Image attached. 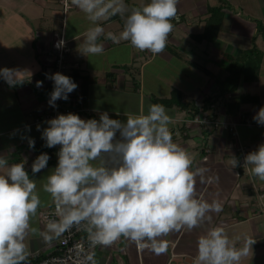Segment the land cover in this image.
I'll return each mask as SVG.
<instances>
[{
	"label": "crops",
	"instance_id": "0c3cea01",
	"mask_svg": "<svg viewBox=\"0 0 264 264\" xmlns=\"http://www.w3.org/2000/svg\"><path fill=\"white\" fill-rule=\"evenodd\" d=\"M70 1L71 8L67 12L72 10L73 15L68 17L65 25L64 11L62 27H65L73 48L70 59L78 60L81 64V69H78L80 76L77 78L80 82L82 77L89 78L86 94L81 91L80 94L92 110L91 113L77 115L85 120L99 119V113L107 111L111 118L126 121L129 114H147L149 105L161 104L157 99L170 97L175 88L181 90L183 101L190 106L183 108L176 104H162L172 119L168 127L173 141L191 155V170H203V182L201 176H196L197 198L209 204L215 201L222 209L218 213H208L211 220H206L191 231L182 229L163 237L169 242L164 254L156 255L121 237L110 246L99 245L92 264H199L196 259L198 238L216 226H223L238 248L243 246L245 238L255 241L240 264H264V181L253 177L251 166L243 163L249 152L264 144V126L239 125L237 135L233 136L223 128L191 120L197 109L198 112L203 109L225 118L242 114L254 117L264 107L262 51L263 59L256 80L241 79L238 89L229 92L231 97L225 94L209 105L213 108H202L206 98L225 88L222 86L229 75L230 64L252 49L253 38L256 37V44H264V32L254 29L256 33L253 34L249 20L225 7L216 38L212 41L202 39L201 34L210 16L208 7L214 6L215 0H178L177 14L187 17L184 20L186 24L179 21V24H173L165 51L153 55L135 49L128 41L116 43L108 38V33L119 37L127 11L134 5L142 6L150 0H124V3L120 0H102L100 8L111 7L95 22L88 13ZM118 5H123L125 10L117 11ZM0 8L5 11L0 17V40L4 41L6 49V61L0 64V69L12 70L16 81L10 85L0 76V156L7 160L8 165L27 161L25 169L36 183L41 203L36 214L30 218V229L36 231L30 230L25 238L26 255L31 252L48 255L57 250L61 235L55 236L49 232L41 219L42 213L54 204L50 194L43 190V185L57 165V160H51L53 155L56 159L57 148L41 147L42 142H45L41 138L42 131L48 127V120L37 121V118H42L51 106L46 72L50 64L47 56L51 50L52 37L59 32L57 28L64 7L61 0H0ZM97 26L103 29L96 40L97 44L102 45L103 51L90 54L85 51V44L90 30ZM11 38H17L18 42L22 40L23 47H14ZM185 44L188 49L182 51ZM197 52L204 53L207 64L199 61ZM15 58L16 62L22 63L12 64ZM165 69L166 72L169 69L179 71L176 76L172 70L164 76L162 73ZM37 81L43 82L42 87L36 86ZM77 85L80 90L79 83ZM241 96L248 99L240 105L238 113L232 115L227 111L226 99ZM3 120L7 126L1 124ZM37 125L40 126L39 130ZM29 138L34 139V148L29 147ZM241 144L246 146V154L240 151ZM42 153L50 157L47 167L33 175L32 163ZM234 158L240 161L238 167L233 166ZM101 160L111 165L106 155L92 163L99 166ZM5 171V168H0V174ZM46 236L53 238L49 241Z\"/></svg>",
	"mask_w": 264,
	"mask_h": 264
},
{
	"label": "clouds",
	"instance_id": "9594fccd",
	"mask_svg": "<svg viewBox=\"0 0 264 264\" xmlns=\"http://www.w3.org/2000/svg\"><path fill=\"white\" fill-rule=\"evenodd\" d=\"M95 22L111 5L100 8L102 0H72ZM178 0H150L135 7L127 15L119 37L108 33L116 43L130 42L139 51L153 55L165 51L178 19ZM123 5L117 11L123 12ZM103 29L90 30L85 51L100 54L102 45L96 43ZM63 44V41L60 42ZM59 46V45H58ZM0 76L15 84L10 69H0ZM54 82L49 104L55 107L59 99L67 100L78 85L59 72L49 77ZM37 81L36 86L42 87ZM253 119L264 125V107ZM41 138L48 148L60 146L56 167L47 176L43 190L55 203L59 221H49L48 230L59 236L73 225L86 223L93 245L110 246L121 237L147 248L156 255L167 252L169 242L163 237L182 229L191 231L206 220L208 213L220 212L217 202L209 204L197 198L196 176L203 170L192 169V157L173 141L168 127L171 117L162 104H151L147 114L127 116L126 121L111 118L107 111L99 119H82L74 113L60 114L46 122ZM40 126L37 125L39 130ZM118 134V135H117ZM34 148V139L29 138ZM106 155L109 165L101 160ZM50 157L42 153L31 166L33 175L47 167ZM22 163L8 165L0 156V264H22L26 259L24 243L30 229V218L40 206L36 183L30 179ZM251 166L253 177L264 181V144L249 152L243 160ZM240 161L233 160L238 167ZM52 236H46L51 240ZM255 241L247 238L242 247L228 237L223 226L210 228L197 241L199 264H240ZM91 259V257H90Z\"/></svg>",
	"mask_w": 264,
	"mask_h": 264
},
{
	"label": "built area",
	"instance_id": "2783aa9c",
	"mask_svg": "<svg viewBox=\"0 0 264 264\" xmlns=\"http://www.w3.org/2000/svg\"><path fill=\"white\" fill-rule=\"evenodd\" d=\"M61 1L63 3L64 11L67 12L68 9L71 8L69 0ZM61 41H63V44H60ZM51 42V50L48 52L47 56V61L50 65L46 70L48 74V86L50 89L49 99L50 93L53 91L54 87V82L49 78L51 75L59 72L72 78L74 81L75 70L80 69V62L78 60L70 59L73 53V48L70 43V39L65 33V27H63L61 31L54 34ZM226 96L231 97L232 94L228 93ZM55 105V107L50 106L48 112L42 118H37V121L50 120L56 118L60 114H82L91 113L92 111L91 108L87 106L85 99L81 96L79 87L68 95L67 100L59 99L55 102ZM191 120L199 124L223 128L229 131L233 136L237 135V127L239 125L264 126L258 124L253 119V116H249L247 114H242L238 117L232 116L221 118L219 116L212 115L203 109L194 114ZM239 149L243 154L247 153L245 145L241 144ZM55 151L56 160L58 162L57 153L59 151V145H57V149ZM41 219L42 223L47 228L49 221H59L60 217L57 214L55 203L50 209L42 213ZM98 246V244L93 245L91 243L89 233L86 230V223L73 225L61 233L59 246L54 253L41 256L39 252H31L26 255V259L22 261V264H92Z\"/></svg>",
	"mask_w": 264,
	"mask_h": 264
},
{
	"label": "trees",
	"instance_id": "16d2710c",
	"mask_svg": "<svg viewBox=\"0 0 264 264\" xmlns=\"http://www.w3.org/2000/svg\"><path fill=\"white\" fill-rule=\"evenodd\" d=\"M135 7H141V6L134 5L129 11H127L125 13V15L126 16L129 15L131 10ZM208 12L210 13V16L206 20L205 30L201 34V38L212 41L213 39L216 38L217 32L220 28L222 21H223V18L225 15L224 5L222 6L221 4H219V5L209 6ZM177 15H179V14H177ZM255 20L258 23V32H263L264 22H262L261 20H257V19H255ZM176 21H173L172 23L175 24ZM251 50H255L256 52L261 53V55H262V51L261 50L259 51V49H257L256 37L253 38V47ZM249 51H246L244 53V55H248ZM252 61H250V59L247 58L246 61L237 60L235 62H232V64H230V66H229V75L225 79V81L223 82V83H225V85H223L222 87H225V88L222 91H219L218 93L206 98L202 108L203 107H205L207 109L213 108L209 105L214 104L219 98L224 97L225 94H227L229 92L236 91L238 89V86L240 84L241 79H243L244 81L256 80L259 76L261 59H259L257 61H254V60H252ZM77 76H80V75H79L78 70H75L74 82H76V84L79 83L80 91L82 92V94L85 95L87 85L89 83L88 82L89 78L88 77H82V81L80 82L79 79L77 78ZM247 99H248V97H245V96L238 97L237 99H234V98L228 99L227 98L226 99L227 111L230 112L232 115L237 114L239 111L240 105L243 102H246ZM157 101L161 104H167V105L176 104V105H179L183 108H188L190 106L189 103H186L185 101H183L181 90L176 89V88L172 91V94L170 97L157 99ZM193 107H194V105H193ZM197 112H198V109L195 111V114ZM42 143L43 144H41V147H43L44 149L48 148L46 146H42V145H45L46 142H42ZM55 147L57 148V146H55ZM59 148H60V146H59ZM41 256H46V255L41 254Z\"/></svg>",
	"mask_w": 264,
	"mask_h": 264
},
{
	"label": "rangeland",
	"instance_id": "374dc122",
	"mask_svg": "<svg viewBox=\"0 0 264 264\" xmlns=\"http://www.w3.org/2000/svg\"><path fill=\"white\" fill-rule=\"evenodd\" d=\"M120 1H122L123 3L125 2L124 0H120ZM147 1V0H146ZM69 2H70V5H71V1L69 0ZM126 4V3H125ZM219 4H221L222 6L224 5V8L226 7L227 9H229V11H231L232 13H234V14H236L235 12H238L239 14V16H241L242 18H244V19H246V20H249L250 21V26H253L252 28H251V30H253V34L254 33H256V31H258V23H257V21L255 20V19H257V20H261L262 22H264V0H215V5H219ZM59 4H56L55 6H58ZM208 5H210V4H208ZM118 7L120 8L121 6L120 5H118ZM61 11V10H60ZM72 10H70L69 12H66L65 14H66V21H65V25H67V20H68V17L69 16H71V15H73L72 14ZM64 10H63V8H62V11H61V15H60V19H59V27L57 28V29H59L58 31H61L62 30V26H63V23H64V21H63V18H64ZM5 14V11L4 10H2L1 8H0V17L2 16V15H4ZM187 17L186 16H183L182 14L180 15H178V19H176V20H173V21H176V23L175 24H179V23H177L178 21L179 22H183L182 24H186V22L184 21L185 19H186ZM181 19V20H180ZM172 21V22H173ZM31 24V23H30ZM256 31H255V30ZM179 30V27H177L176 28V31H178ZM249 30H250V28H249ZM263 32H264V30H263ZM177 39H180L179 37H177ZM181 40V39H180ZM3 40H0V64H2V63H5V61H6V58H5V56H6V49L4 48V41L2 42ZM11 41L13 42V46L15 47H18V48H22L23 47V45H24V43L22 42V40H20L19 42H18V40H17V38H11ZM71 43V42H70ZM168 44H169V42H168ZM181 46H183V45H181ZM187 45L185 44V46H183V47H185L184 49H182V51L184 50H186V49H188V47H186ZM262 46L264 47V44H262V42H259L258 44H257V49H259V51L261 50V51H264L263 49L264 48H262ZM198 54H196V56L198 57V58H200V62L201 63H205L206 62V64L208 63V59H207V57H205L203 54L204 53H200V52H197ZM125 54V56H126V53H124ZM129 54L127 53V56H128ZM191 55H194V54H191ZM189 56H190V54H189ZM129 57V56H128ZM250 59V61H252V60H254V61H257V60H259V59H263L262 58V55H261V53H258V52H256L255 50H250L249 51V54L248 55H244V54H242V56L240 57V59H238V60H241V61H246V59ZM16 60H17V58H15L12 62H14V63H12V64H15V63H19V64H21L22 62L21 61H17L16 62ZM28 60H26L24 63H26ZM128 61V60H127ZM253 62V61H252ZM1 66V65H0ZM80 69H81V64H80ZM172 70V69H171ZM171 70L169 69L167 72H166V69L165 70H163V72L164 73H162L164 76H166V75H168V73H170L171 72ZM177 71H179L178 69H173L172 70V73L174 72V74H175V76L177 75ZM138 76V75H137ZM150 75L148 74V77H149ZM150 78V77H149ZM138 80H140V77L138 78ZM0 114H1V112H0ZM1 124L2 125H4V126H7L8 124L6 123V121L5 120H3V122L1 121ZM3 138H4V136H3ZM51 160H53V161H55L56 162V159H55V155H53V156H51Z\"/></svg>",
	"mask_w": 264,
	"mask_h": 264
}]
</instances>
